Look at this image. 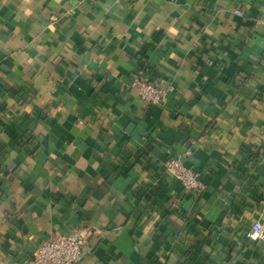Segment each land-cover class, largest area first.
Returning <instances> with one entry per match:
<instances>
[{"label":"crops","instance_id":"crops-1","mask_svg":"<svg viewBox=\"0 0 264 264\" xmlns=\"http://www.w3.org/2000/svg\"><path fill=\"white\" fill-rule=\"evenodd\" d=\"M255 221L264 0H0V264L76 228L81 264H264Z\"/></svg>","mask_w":264,"mask_h":264},{"label":"built area","instance_id":"built-area-1","mask_svg":"<svg viewBox=\"0 0 264 264\" xmlns=\"http://www.w3.org/2000/svg\"><path fill=\"white\" fill-rule=\"evenodd\" d=\"M233 11L242 14L239 9ZM130 86L135 87L138 95L149 104L161 103L163 99V88L149 78L134 74ZM164 166L180 180L185 191H198L202 188L195 172L184 165L179 156L168 157ZM86 235L87 232L81 228L73 229L67 234L50 235L38 244L26 264H81ZM247 237L253 241H264V225L258 221L253 222Z\"/></svg>","mask_w":264,"mask_h":264}]
</instances>
